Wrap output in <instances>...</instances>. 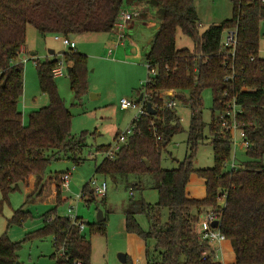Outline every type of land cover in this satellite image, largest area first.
<instances>
[{"label":"trees","instance_id":"trees-1","mask_svg":"<svg viewBox=\"0 0 264 264\" xmlns=\"http://www.w3.org/2000/svg\"><path fill=\"white\" fill-rule=\"evenodd\" d=\"M230 1L231 17L200 32L195 0H0V213L8 195L30 176L37 178L35 188L40 190L42 176L52 159L64 154L78 164L85 146L83 133L71 135L72 115L57 92L52 69L58 59L35 60L39 87L48 104L31 111L27 123L22 120L19 102L23 95V64L17 59L25 44L27 26H33L43 36L108 33L120 9L143 3L156 16L159 14L158 27L145 55V63L156 74L136 90V96L142 94L155 113L132 120L133 133L126 143L113 159L104 158L96 164L94 172L104 179L134 177L129 187L132 190L145 187V176L153 179L156 203L131 197L123 209L126 231L145 243L153 241L156 257L149 256L146 245V264H219L212 253L204 254L211 249L197 237L194 223L200 213L216 208L223 195L219 230L232 245L235 263L264 264V57L259 54L264 2ZM178 29L192 40V50L175 47ZM225 30L236 32L233 54L222 46ZM61 56L68 64L70 89L79 97L87 91V56L74 49L62 51ZM206 88L211 90L212 105L208 135L204 136L202 91ZM232 100L240 106L237 118L248 147L245 160L236 169L226 170L232 148L220 123ZM170 101L190 111L187 153L176 168L164 169L160 165L162 151L175 134L183 131L175 107L166 105ZM204 138L212 146L213 164L195 169L192 161ZM109 147L97 146L96 151L104 152ZM191 174L204 180L202 199L187 195ZM81 193L82 198L88 195L87 200L97 198L88 183ZM60 195L58 191L55 207L42 215L41 227L24 240L52 236L53 264H90L91 243L85 228L80 231L66 216L56 214L57 206L63 202ZM105 196L100 197L103 204ZM163 208L168 209V215L162 223ZM138 215L145 216L147 230L138 224ZM30 216L20 206L7 220V227ZM105 222L103 213L102 221L89 224V233L105 234ZM24 240L12 241L6 233L0 234V264H20L18 250ZM61 247L64 252L59 254ZM124 264L132 263L125 259Z\"/></svg>","mask_w":264,"mask_h":264},{"label":"rangeland","instance_id":"rangeland-1","mask_svg":"<svg viewBox=\"0 0 264 264\" xmlns=\"http://www.w3.org/2000/svg\"><path fill=\"white\" fill-rule=\"evenodd\" d=\"M195 6L200 32L204 31L210 24L229 19L232 14L230 0H195ZM141 13L142 11L138 12L133 27L126 30L128 35L120 43L117 34H115L116 28L108 33H82L74 38V50L87 56V91L79 97H75L70 89L65 63L63 76L55 77L54 82L59 96L72 115L71 135L79 136L83 133L85 146L79 154L82 160L78 164H74L64 154L57 159H52L42 176L41 184L44 186V191L40 195L38 190L34 189V191L29 192V189L27 190L24 186H20L17 191L11 192L0 213V234L6 233L10 240L21 241L28 233L41 227L42 215L55 207V200L51 198L50 178L55 180L58 173L66 170L71 171L68 188L61 190V197L68 198L70 203L75 195L82 192L84 184H87L91 178L104 179L94 172L95 165L104 158L102 152L96 151V147L111 146L115 141V134L122 133L129 127L137 109L132 107L121 109L119 101L121 98L135 101L136 90L145 82L147 76L145 55L154 28L146 27L141 22L143 20ZM151 15L156 19V22L159 20V14L156 16L154 12H151ZM259 29V54L263 57L261 50L264 44V21L260 23ZM225 36L226 30L222 34V39ZM129 43L137 46L138 49L135 53ZM24 46L26 51L19 56L23 64V95L19 102V109L23 111V120L27 123L28 114L31 111L48 104L47 96L41 92L39 87L35 60L58 59L63 61L61 51H67L68 48L62 45L59 40H55L54 34L43 36L31 25L27 26ZM175 47L192 50L193 42L178 29L175 35ZM49 50L54 53L50 55ZM31 52H35L36 55L32 56ZM202 101V120L205 123L203 132L204 136H207V124L210 121V107L212 105V94L209 88L202 91ZM175 107L183 131L175 134L162 151L160 165L164 169L176 168L187 153L186 138L190 111L187 106L182 104H176ZM236 158L237 164H239L238 161L245 160L246 157L242 149H237ZM212 164V146L208 139L204 138L197 147L192 165L193 168L197 169L209 168ZM72 168L74 169L71 170ZM225 169L229 170L230 168L226 166ZM191 179L199 178L192 174ZM134 180V177H128V180L105 178L107 194L104 204L99 197L95 200H87L89 199L88 195L79 201L78 215L85 223L86 237L91 243L90 264H122L119 259L120 255H124L132 264H143L145 259L143 246L145 244L148 248L153 246L152 240L145 243L138 235L129 233L125 229L123 209L129 198H143L146 202L154 204L158 197L157 190L153 187L154 181L149 176H145L143 179L145 187L133 189L131 196L129 187ZM202 191L203 186L201 193ZM68 204L69 201H63L59 204L56 208V214L64 216ZM20 206L29 211L31 216L19 224L13 223L7 227V220ZM99 210L102 211V214L105 213V234H90L89 224L97 222L96 216ZM167 215L168 209L163 208L161 210L162 223L167 220ZM136 220L143 230H147L148 223L144 215L136 216ZM53 252L52 236L28 238L21 243L18 250V262L20 264H53L54 260L50 258Z\"/></svg>","mask_w":264,"mask_h":264},{"label":"built area","instance_id":"built-area-1","mask_svg":"<svg viewBox=\"0 0 264 264\" xmlns=\"http://www.w3.org/2000/svg\"><path fill=\"white\" fill-rule=\"evenodd\" d=\"M264 2V0H261ZM138 15V12L136 10H129L127 8H122L120 9L117 20L114 24V28L117 29V34L120 38L123 37V31L128 25H133L135 17ZM113 28V29H114ZM54 39L59 40L62 45L67 47L68 49H75V42L73 39H71L68 36H62L59 34H54ZM222 46L225 48H228L232 54L233 50L236 45V32L235 30H226V36L224 39H222ZM264 45V44H263ZM23 48V47H22ZM20 49V54L22 53L21 51L23 49ZM264 52V51H263ZM18 56V57H19ZM20 61V60H19ZM147 68V75L145 82H143L141 85H144L148 80L149 77L153 76L156 74V70L153 67H150L148 64H146ZM65 72L64 68V62L59 60L58 64L52 69V75L53 77H59L63 76ZM146 99L138 101H129L126 99H121L120 100V107L122 109H127L129 107L137 109L136 114L133 118V120L137 121L141 116L148 115V111L146 109ZM166 105L169 106H176V103L173 101H170L169 103H166ZM241 112L240 106L236 104L235 100H232L229 102L226 106L225 112L221 116V123L220 126L221 128L226 132L230 139L231 143V159L225 164V166H228L230 169H236L237 166H235L234 163V158L237 149H242L245 151L248 147V143L246 141V136L244 131L241 128V124L238 121V115ZM133 133V125H129V127L122 133H117L115 136V141L114 143L107 149L106 151L102 152L104 158L107 159H113L121 148L122 145H124L128 139V137ZM103 158V159H104ZM72 168L71 170H73ZM71 171L67 170L63 173L60 174V186L61 189H67L69 185V179H70ZM88 188L91 190L93 194H95L97 197H103L106 195L107 192V183L105 180H97L96 178H91L88 182ZM129 193L132 196L133 195V190L130 188ZM84 194L80 193L75 195L73 197V201L69 203L66 213L64 216H66L74 225H77L80 229V231L84 230L85 228V223L83 221H78L77 216H76V208L77 204L79 201L82 199V196ZM224 206V195L222 198L218 200V206L214 209H208L202 213H200L197 217V220L194 223V231L197 235V237L200 240L206 241L211 249V252L209 251L204 253L205 255H209L212 253V257H216L215 251L212 248V245L214 243H220L225 240V237L222 235V233L219 230V222L221 218V213H222V208ZM217 222V226L213 227L212 224L213 222ZM200 227V228H199ZM64 252V248H60L59 254ZM75 264H81L79 261H76Z\"/></svg>","mask_w":264,"mask_h":264},{"label":"crops","instance_id":"crops-1","mask_svg":"<svg viewBox=\"0 0 264 264\" xmlns=\"http://www.w3.org/2000/svg\"><path fill=\"white\" fill-rule=\"evenodd\" d=\"M196 7V6H195ZM127 9H129V10H136L137 12H139V11H142V15H143V20H141V22L146 26V27H151V28H154V32H153V34L155 33V31H156V29H157V27H158V24H159V21H157L156 22V19L151 15V12H153V11H151L150 10V8L146 5V4H143V3H141V4H136V5H134V6H131V7H126ZM145 11H146V13H145ZM196 11H197V9H196ZM198 15V14H197ZM134 24V23H133ZM133 27V25H128L125 29H124V31H123V37L122 38H120L119 36H118V34H117V29H115V34H117V38H118V40H119V43H120V41H122L123 39H125V37H126V35H128V34H126V30L129 28H132ZM113 30V29H112ZM153 34H152V36H153ZM77 35H74V38L76 37ZM152 36H151V39H150V42H151V40H152ZM70 37V36H69ZM74 38H73V40H74ZM264 40V39H263ZM118 43V44H119ZM123 43V42H122ZM129 46L133 49V52L135 53L136 52V50L138 49L137 48V46L136 45H134V44H130L129 43ZM263 48H262V50H261V53L263 54V57H264V45L262 46ZM149 48H150V45H149ZM149 48H148V50H149ZM23 50L21 51V52H25L26 51V48H25V46H23V48H22ZM62 52V51H61ZM111 51L109 50V53H110ZM148 52V51H147ZM146 52V53H147ZM32 56H35L36 55V53L35 52H31L30 53ZM50 54V53H49ZM50 55H52V54H50ZM20 59H19V57H18V59H17V62L19 61ZM67 66H68V64L66 65V72H67ZM137 96L135 97V100H137ZM122 99V98H121ZM120 99V100H121ZM119 105H120V101H119ZM121 108V107H120ZM176 108V107H175ZM122 109V108H121ZM21 110V109H20ZM21 112H22V120H23V111L21 110ZM23 122L25 123V120H23ZM236 160H237V158H236V154H235V158H234V163H235V166H239L240 165V163L242 162H240V161H238V163L239 164H237L236 163ZM95 169V168H94ZM67 171V170H66ZM61 173H63V172H60L59 173V175H58V178H57V180H53L52 178H50V190H51V198H54V200H55V204H56V195H57V192L59 191L60 192V194H61V187H60V174ZM195 176H197L196 174H194ZM191 177H192V174H191V176H190V178H189V182H188V184H187V186H186V189L188 190H186V192H187V195H188V197H190V198H194V199H202V198H204V196H205V184H204V180L202 179V178H200V177H198L197 176V178H199V179H191ZM102 180H105V179H102ZM36 181H37V178L36 177H34V176H30L25 182H23L22 184H20V186H24L29 192L31 191H34V189H36L35 188V184H36ZM41 182H42V179H41ZM191 183V184H190ZM190 184V185H189ZM202 186H203V191H202V193H201V188H202ZM39 190V189H38ZM41 190V191H40ZM40 192L38 193L39 195L41 194V193H43V191H44V186H43V184H41V188H40ZM107 194V193H106ZM60 197H61V195H60ZM73 199V198H72ZM61 200L62 201H69V203H70V200H68V198H66V197H61ZM69 205V204H68ZM68 207V206H67ZM67 209V208H66ZM66 213V212H65ZM76 216L78 217V218H80L81 219V221H83V219L78 215V204H77V208H76ZM144 245V244H143ZM144 247V250H143V255L145 256V251H146V244L143 246ZM212 248L214 249V253H215V255L214 256H216V257H214L213 259H214V261H216V262H218L219 264H229V263H234V264H236L235 263V255H234V251H233V248H232V245H231V243H230V241L229 240H227V239H225L224 241H222V242H220V243H214L213 245H212ZM149 249V256H152V257H156V254H154L153 252V246H151L150 248H148ZM125 259H126V257H125ZM122 264H124V263H122ZM143 264H146V257H145V259H144V263Z\"/></svg>","mask_w":264,"mask_h":264},{"label":"water","instance_id":"water-1","mask_svg":"<svg viewBox=\"0 0 264 264\" xmlns=\"http://www.w3.org/2000/svg\"><path fill=\"white\" fill-rule=\"evenodd\" d=\"M70 38L73 39L74 38V35H71ZM49 53L50 54H53L54 52L52 50H49ZM137 100L138 101H141L142 100V94H140L138 96ZM146 109H147V111H148L149 114H152L153 115L155 113V110L153 109V107L151 106L150 103H147ZM96 220H97V222H100V221L103 220L102 211H100V210L98 211L97 216H96ZM212 226L213 227H216L217 226V222L214 221L213 224H212ZM119 259H120L121 263H125V256L124 255H120Z\"/></svg>","mask_w":264,"mask_h":264}]
</instances>
